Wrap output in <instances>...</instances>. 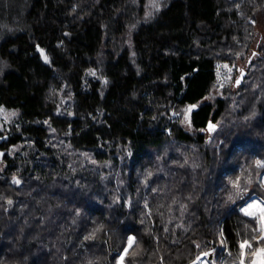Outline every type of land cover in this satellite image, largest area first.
<instances>
[{"label": "trees", "instance_id": "16d2710c", "mask_svg": "<svg viewBox=\"0 0 264 264\" xmlns=\"http://www.w3.org/2000/svg\"><path fill=\"white\" fill-rule=\"evenodd\" d=\"M150 1L0 0V107L19 111L0 147L21 145L0 172V264H241L264 247L241 210L264 199V46L234 87L264 0Z\"/></svg>", "mask_w": 264, "mask_h": 264}, {"label": "rangeland", "instance_id": "374dc122", "mask_svg": "<svg viewBox=\"0 0 264 264\" xmlns=\"http://www.w3.org/2000/svg\"><path fill=\"white\" fill-rule=\"evenodd\" d=\"M161 0H151L149 3L150 9H158L160 6ZM263 46H264V6L262 8V11L259 15L258 20V30L256 32L254 43L252 45V48L247 53L246 57L240 61L238 64V72L236 74V78L240 76V73L243 68L247 67L248 60L251 58L252 63L260 58L263 55ZM252 65V64H251ZM251 65L249 66L248 70L250 69ZM110 85V81L108 79H105L103 82V89L106 90L107 87ZM235 87V84H234ZM235 89H239L235 87ZM220 94L218 88H214L210 98L213 99L214 97H217ZM193 112V107L188 106L185 108L184 111V119H183V126L187 131L194 132L195 128L192 124L191 120V113ZM19 117V111L18 110H7L0 107V143L2 142V138L4 133L7 132L10 126H13L17 118ZM210 136V134H209ZM10 151V152H9ZM21 151V145H15L11 148L7 149V153H10L14 155L15 153H18ZM14 152V153H12ZM261 166L264 167V161H261ZM6 168V161L1 158L0 156V172H3ZM260 184L264 187V173L260 175L259 179ZM250 192V191H249ZM249 194V193H248ZM250 205H253L252 207H249ZM256 205H260L264 207V199L258 196L257 194H254L249 197V199L245 202V204L241 207V210L244 214L252 217H256L260 222V229H261V235L260 239H264V221L261 220V213L259 210V207H256ZM261 250H264V247L260 248L254 255V257L250 260V262H246L245 258L243 257L241 264H261V261H264V254L261 253ZM210 254V257H213V251L210 250L208 252ZM205 254L201 257V260L197 262L198 264H218L217 262L210 261L207 255Z\"/></svg>", "mask_w": 264, "mask_h": 264}, {"label": "water", "instance_id": "95a60500", "mask_svg": "<svg viewBox=\"0 0 264 264\" xmlns=\"http://www.w3.org/2000/svg\"><path fill=\"white\" fill-rule=\"evenodd\" d=\"M37 52L41 55L42 62L44 64H46V65H52V57L49 54V52H48L47 49H45L42 46H38L37 47ZM251 64H252V59L250 58L248 60L247 67L242 69V71L240 73V76L236 79V81H235V87L239 88L243 84V82L245 81V79L247 77V74H248V68H249V66ZM237 81H238V83H237ZM191 107H193V111H194V110H197L199 108V105L196 104V105H192ZM192 113H191V119H192ZM217 129H218V125L216 123H214L212 120L209 121L208 126L206 128V131H208L210 133L209 141H211L212 136L217 131ZM5 153H6V150L0 149V156H1V158L4 157ZM16 181H19V179L15 180V183H17ZM17 184H20V181ZM120 264H125L123 262V259L120 260Z\"/></svg>", "mask_w": 264, "mask_h": 264}, {"label": "snow or ice", "instance_id": "6c2138e0", "mask_svg": "<svg viewBox=\"0 0 264 264\" xmlns=\"http://www.w3.org/2000/svg\"><path fill=\"white\" fill-rule=\"evenodd\" d=\"M238 83V81H237ZM257 165L260 166V162H257ZM17 183H19V181H16ZM253 205H250L249 207H252ZM256 207H259L260 213H261V220L264 221V207L260 206V205H256ZM132 242V238H129V246L131 245ZM245 244H247V242H245L244 244L241 245V248H243L245 246ZM250 246V245H249ZM128 249H125V253L127 252ZM261 253L264 254V250H261ZM123 259V257L121 258ZM261 264H264V261H261Z\"/></svg>", "mask_w": 264, "mask_h": 264}, {"label": "bare ground", "instance_id": "6f19581e", "mask_svg": "<svg viewBox=\"0 0 264 264\" xmlns=\"http://www.w3.org/2000/svg\"><path fill=\"white\" fill-rule=\"evenodd\" d=\"M2 146V145H1ZM2 147H0V149H1ZM3 149V148H2ZM7 152V151H6ZM10 152V151H9ZM12 153H14V152H12ZM16 154V153H15ZM111 191V190H110ZM111 193H112V191H111ZM90 196H91V194H89ZM88 199V198H87ZM92 199V198H91ZM90 200V199H89ZM100 200V199H99ZM101 201V200H100ZM99 201V202H100ZM90 202V201H89ZM93 203V202H92Z\"/></svg>", "mask_w": 264, "mask_h": 264}]
</instances>
